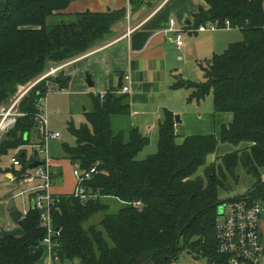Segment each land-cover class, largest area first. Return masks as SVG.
I'll list each match as a JSON object with an SVG mask.
<instances>
[{"label": "trees", "instance_id": "obj_1", "mask_svg": "<svg viewBox=\"0 0 264 264\" xmlns=\"http://www.w3.org/2000/svg\"><path fill=\"white\" fill-rule=\"evenodd\" d=\"M72 1L5 0L0 11V106L51 65L73 59L104 40L123 16V10L63 13ZM226 21L228 28L239 29L242 40L201 65L203 80L178 84L189 90L188 100L200 101L211 93L214 111L232 114L217 134H191L178 141L174 116L166 111L158 127L156 152L139 160L136 155L149 140L130 124L127 95L118 89L92 97L84 124H68L75 143L62 144L64 158L83 171L97 165L83 183L94 197L81 201L71 193L54 194L51 216L54 228L61 230L53 258L79 264H172L183 252L214 257L217 204L230 198L264 203V0H204L194 13L193 27L211 22L226 28ZM57 74L50 80L65 90L70 76L62 70ZM48 77L20 102L23 115L0 141V160L37 133L35 117ZM118 119L125 120V128L115 129ZM223 145L230 151L206 166L208 155ZM16 156L20 166L13 173L19 178L32 160L23 150ZM238 165L255 178L252 187L220 199L217 172L233 176ZM202 167L205 180L195 175ZM8 170L0 168L3 173ZM59 175L61 170L53 166L52 179ZM105 199L117 201V211L110 212ZM96 213L104 215L90 224ZM16 224L21 235L0 237V264H41L46 232L39 226V212L29 207Z\"/></svg>", "mask_w": 264, "mask_h": 264}, {"label": "crops", "instance_id": "obj_2", "mask_svg": "<svg viewBox=\"0 0 264 264\" xmlns=\"http://www.w3.org/2000/svg\"><path fill=\"white\" fill-rule=\"evenodd\" d=\"M4 3L5 0H0V11ZM203 4L204 0H73L63 13L123 10V16L112 24L110 34L104 40L85 53L58 65V71L62 70L70 76L68 87L63 90L54 81H47L46 95L38 104V110L46 113L48 106L42 105L41 108L40 104L44 99L49 100L51 94L69 93L68 95L78 96V105H82V111H86L91 106L93 96L104 95L114 89L119 90L120 86L124 85L128 87L125 94L129 104L130 124L143 136L148 137V140L151 133L156 135L158 140V127L165 118L166 111L171 112L173 116L179 115L180 121L174 122L178 141L191 134H217L221 125L232 120V114L215 112L209 97L200 101L188 100L189 90L178 87L181 80L193 79L190 78L192 76H186L187 66L199 63L201 67L213 54L222 53L217 50L223 48L224 51L233 42L231 39H237L234 31L230 30L235 28H223L224 31H197V28L193 27L194 13L198 6ZM172 20L175 23L174 28L179 31L169 30ZM177 34L182 37L181 47L174 42ZM54 66L56 65H51ZM86 73L91 77V87L85 82ZM204 122L207 124L205 131ZM116 123L117 129L126 127L124 119H118ZM35 151L37 150H33V154ZM51 158L52 166L61 168V161L52 156ZM27 159L33 162L39 158L30 156ZM63 159L71 168L70 161L64 157ZM7 168L8 172H0V209L5 205L8 211L12 212L17 210L13 205L17 196L13 195L29 185L21 179L10 180L15 175L13 170L19 169L13 167L11 161ZM28 169L25 172L31 170ZM61 179L68 183L70 181L69 188L54 185L59 180H53L51 191L58 194L70 193L75 184L72 171L71 177L64 176ZM37 183L39 181L33 184ZM24 201L26 200H22L21 206ZM26 202L30 207L29 197ZM262 204L264 206V203ZM25 208L23 206L22 210ZM17 211L22 212L19 209ZM11 221L12 226L16 224L12 218ZM259 231L264 247V211L259 216ZM41 248V264H54V260L58 261V257L53 258L44 245ZM75 263L79 264L77 261L71 262Z\"/></svg>", "mask_w": 264, "mask_h": 264}, {"label": "built area", "instance_id": "obj_3", "mask_svg": "<svg viewBox=\"0 0 264 264\" xmlns=\"http://www.w3.org/2000/svg\"><path fill=\"white\" fill-rule=\"evenodd\" d=\"M225 24L228 28V22ZM173 20L170 23L169 30L177 32L179 29L174 28ZM217 24L208 22L200 24L197 31H215L223 29ZM174 42L178 47L183 44L181 34H177ZM57 67L56 69H59ZM54 71L55 69H51ZM48 75V73L46 74ZM31 88H29L30 90ZM128 90L127 86L122 87V92ZM28 91V90H27ZM21 97V96H20ZM20 97L16 100L18 101ZM12 110L8 108L0 109V136L2 131L10 128L15 122V116H12ZM17 115V114H16ZM9 119H12L9 121ZM38 125L37 141L33 147L37 150V155L41 154L43 159L42 164L28 172L23 173L17 178L15 175L10 178L11 181L21 179L29 186L23 188L14 196H25L28 194L30 198V207L39 212V226L45 230V235L42 238V245H44L49 254H55L56 247H58L57 237L60 235L59 228L55 229L53 226L51 210L55 204L56 196L51 191L53 179L51 177L52 158L49 154L48 142L57 139L59 132H51L47 130V119L45 114L39 109L35 117ZM5 124V125H3ZM8 128V129H9ZM13 167H19L20 161L17 156L10 158ZM94 165L89 170L83 171L77 163L71 167L72 175L74 176V188L70 192L74 197L84 201L86 198L94 197V194L88 192L83 187V183L89 179L93 173L96 172ZM39 181L37 184L34 182ZM33 205V207H32ZM139 205V202H136ZM29 209V208H28ZM23 210L19 218H24L27 211ZM264 211V206L259 201L248 202L247 198H230L226 200L222 209V221L217 222L215 237L217 245L215 248L216 256H201L207 264H264V247L260 238L259 231V216ZM0 227L6 229L12 227L10 222L1 224Z\"/></svg>", "mask_w": 264, "mask_h": 264}, {"label": "rangeland", "instance_id": "obj_4", "mask_svg": "<svg viewBox=\"0 0 264 264\" xmlns=\"http://www.w3.org/2000/svg\"><path fill=\"white\" fill-rule=\"evenodd\" d=\"M230 30L234 31L233 33H235V35H237V39H231V40H233V42L242 40V33L239 31V29L235 28V29H230ZM223 31H224V29H223ZM105 38H106V36H105ZM197 46H199V45H197ZM217 52H223V48L220 49L219 51L217 50ZM57 67H58V65L51 67L45 73H43L42 76L38 77L37 79L29 81L22 86H19L17 88L16 92L9 97L8 101L3 103L0 106V109L3 107V108H8V109L12 110L13 114H11V115L15 116V119H17L18 116H22L23 112H22V110L19 109V106H20V102L22 101V99H25V98L27 99V97L30 93L29 88H32L40 79H43L47 73H48L47 76H49L47 79L53 80L55 77H57V75H58L57 73L60 71V70L58 71V69H56ZM51 69H55V70L52 71ZM186 76H192V77H190V78H193L192 80L201 81V80H203V69L199 66V63L197 65L193 64V66L190 64L189 66H187ZM68 94L69 93H67V94L66 93L51 94L49 96V100H48V98L44 99L40 104L41 108H42V105H43V107H45V105L48 106L47 107L48 110L46 109L47 111H46V113H44V114H46L45 117L47 119V126H46L47 130H49L51 132L57 131L60 134V136L57 139L48 142V148H49L50 156L61 161L60 162L61 168H59V169L62 170V175L61 176L59 175V177L54 179V180H59V181L55 182L54 185H59L61 187H62V185H63V187L67 186L66 188H69L68 184L70 185V181L68 183V181H66V180L64 181L61 178H63L64 176L71 177V168L63 159V157H65V155H64V152L61 148V144L66 143L69 145H73L75 143L74 137L68 131V124L69 123L72 122V124L75 127H78L80 124L85 123V114H84L85 111H82V109H81L82 105H80V106L78 105V96L68 95ZM19 97H20V99L18 101H16ZM207 97H209L208 99H209L210 103H212L211 102L212 101V94L210 93L209 96L205 97V99H207ZM41 111H43V110H41ZM10 120H12V119H9V121ZM3 125H5V124H3ZM204 125H205V129H204V131H205L206 126H207L206 122H204ZM114 127H115V129L118 128V124L116 123V121L114 122ZM8 128L2 131V134L0 136V141H3L5 139V137H6L5 135L8 131ZM37 129H38V125H37ZM33 130L35 131V128ZM204 131H201V132H204ZM36 134L35 133L30 134L28 144L19 147V149H11L7 152V154L2 156L1 160H0V168L5 169V168L9 167L11 156L17 154V152H19L21 150L26 152L27 158H29L32 155L33 150H36L31 145V144L35 143V141L37 139ZM156 141H157V136L154 135L153 133H151V135L149 136L148 144L146 146H144L142 148V150H140L137 153L136 158L141 160V159H144L147 155L156 152V149H157V142ZM239 147L242 148V144H240ZM226 151H230L229 146H226V145H223L222 147L220 146V148L217 149L214 153L208 155L207 160H206V166L209 165L214 160L216 161V159L219 158L218 156H221ZM35 156H36V158L43 159V156L41 154H38ZM217 161H218V164L221 163V160H217ZM204 169H205V167L199 168L197 170V172L195 173V175L200 177L202 180H205ZM234 173L235 174L232 176L229 173H226L224 171V176L222 177V176H220V173L217 172L218 177L221 178V186H222V188H218V190H220V193H219L220 199L243 194L246 190H248L249 188L252 187V185L255 181V178H252L250 175H248L243 170V168L241 166L238 165L237 168L235 169ZM262 178L264 179V171L262 174ZM23 197L24 198L17 196L13 200V205H15V207H17L16 208L17 210L19 209L20 211H23V210H26V208L28 209V207H29L27 202H26V201H28V194L23 196ZM24 199L26 201H24L22 206H21V202ZM104 202L107 205V207L109 208L110 212L117 211V209L119 207V203L117 201H113V200L109 201V200L105 199ZM224 203H225V201H221L216 206V215H217L219 222L222 221L223 217H222V215H218V214L223 209ZM23 206L26 208L22 210ZM103 215H104L103 213H101V214L96 213L93 215V217H91L88 220V222L90 224H97L102 219ZM10 217H11V215L7 209V206L3 205L2 208L0 209V223L3 224L6 222H9V221L11 223L12 221H11ZM62 263L63 264L64 263L65 264H71V262H69V261L61 262L59 260L58 261L54 260V264H62ZM75 264H77V263H75ZM172 264H207V262L201 256L183 252L180 256L177 257V260L174 261Z\"/></svg>", "mask_w": 264, "mask_h": 264}, {"label": "water", "instance_id": "obj_5", "mask_svg": "<svg viewBox=\"0 0 264 264\" xmlns=\"http://www.w3.org/2000/svg\"><path fill=\"white\" fill-rule=\"evenodd\" d=\"M119 80V85L121 84V77L118 79ZM85 82L91 87L93 86V83L91 81V77L89 76L88 73L85 74ZM180 119H179V115L176 114L174 115V122H179ZM34 155H37V151H35ZM42 164V161H40L39 159H36L34 160L29 166L28 168L29 169H34L38 166H40ZM33 207V205H32ZM219 214H221V211L219 212ZM12 215H13V222H17L19 220V213L16 211V210H13L12 211ZM23 233V230L22 228L18 225V224H15L13 225L12 227L6 229L4 227H0V237L1 236H19Z\"/></svg>", "mask_w": 264, "mask_h": 264}, {"label": "bare ground", "instance_id": "obj_6", "mask_svg": "<svg viewBox=\"0 0 264 264\" xmlns=\"http://www.w3.org/2000/svg\"><path fill=\"white\" fill-rule=\"evenodd\" d=\"M123 86H124V85H121L120 88H119L120 93H126V92L128 91V90H127L126 92H122L121 90H122V87H123ZM127 88H128V87H127ZM101 96H102V95H101ZM218 215H222V210H221V214H218ZM217 222H219V221H218V218H217V216H216V225H217Z\"/></svg>", "mask_w": 264, "mask_h": 264}]
</instances>
